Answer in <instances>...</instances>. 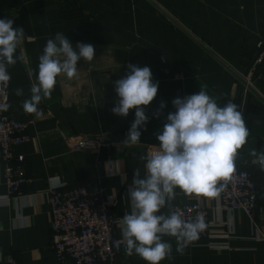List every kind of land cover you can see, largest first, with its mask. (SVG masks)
Instances as JSON below:
<instances>
[{
	"label": "crops",
	"instance_id": "1",
	"mask_svg": "<svg viewBox=\"0 0 264 264\" xmlns=\"http://www.w3.org/2000/svg\"><path fill=\"white\" fill-rule=\"evenodd\" d=\"M0 19H12L14 28H23L15 65L8 66L10 93L5 111L20 121H32L31 139L16 147L23 156L29 184L18 199L7 206L0 151V264H58L51 243V209L47 188L62 190L76 185H99L116 201L113 215L120 221L131 212L128 190L134 171L146 174L145 160L159 146L167 115L175 112L172 101L203 89L223 107L228 101L243 112L250 134L238 150L236 168L247 171L257 187V208L252 221L241 211L222 212L219 195L213 198L188 197L176 189L169 209L198 202L208 211L212 234L226 236L224 250L209 248L208 239L191 243L184 254L176 252L161 264H264V171L253 150L264 153V58L259 43L264 40V0H0ZM65 34L76 49L78 42L95 48L92 62L78 61V77L57 78L50 98L40 103V115L26 113L23 101L31 96L39 57L48 39ZM148 66L158 93L144 107L147 124L140 129V142L124 143L135 119L112 112L119 97L115 81L128 74V65ZM31 74V75H30ZM23 95L17 96L16 90ZM164 107L161 108V103ZM157 112L159 114L157 115ZM104 135L112 143L111 157L70 149L77 136ZM102 160V164L97 163ZM71 264V263H70ZM117 264H147L141 257L122 255Z\"/></svg>",
	"mask_w": 264,
	"mask_h": 264
},
{
	"label": "clouds",
	"instance_id": "2",
	"mask_svg": "<svg viewBox=\"0 0 264 264\" xmlns=\"http://www.w3.org/2000/svg\"><path fill=\"white\" fill-rule=\"evenodd\" d=\"M24 36L23 28H14L12 19H0V86L7 87L11 80L8 66L22 59L15 54ZM76 49L63 33L47 40L39 57L31 96L23 101L26 113L39 116L38 106L43 99L51 97L57 78L62 74L68 79L78 77V61L92 62L96 57L91 44L78 42ZM158 87L148 66L129 64L128 74L115 81L119 100L112 112L127 117L135 109V119L124 143L140 142V129L148 122L142 106L153 102ZM16 95L22 96L23 90L17 89ZM172 104L175 112L167 115L162 132L156 136L159 146L141 157L146 161V174L141 178L139 171H134L128 190L132 210L120 221L121 242L126 244L128 255L135 253L147 264H161L172 258V244L164 241V236L175 238L176 252L181 255L198 240L207 227L202 214L194 220H185L179 211L166 215L161 210L170 206L176 189L188 197H217L224 188L218 182L231 179L236 171L238 150L247 143L250 134L238 105L228 101L221 107L206 90L175 98ZM164 106L162 102L160 107ZM9 108L7 103L0 105V111ZM251 154L257 157L256 162L264 171V153L253 150Z\"/></svg>",
	"mask_w": 264,
	"mask_h": 264
},
{
	"label": "built area",
	"instance_id": "3",
	"mask_svg": "<svg viewBox=\"0 0 264 264\" xmlns=\"http://www.w3.org/2000/svg\"><path fill=\"white\" fill-rule=\"evenodd\" d=\"M258 47L260 53L255 64L264 58V40ZM9 93V83L7 87L0 86V105L8 102ZM32 125V121H20L0 111V151L7 193V198L3 200L4 206L12 199H18L22 186L31 182L25 171L24 157L16 156L14 149L30 141ZM72 140L69 145L72 151L104 154L105 159L111 157L113 145L104 135L77 136ZM155 150V147L148 148V151ZM220 185H224L223 191L219 193L220 211H241L253 221L258 195L251 175L236 168L231 179L219 181ZM46 193L51 209L50 248L58 264H117L122 255L128 254L126 244L121 242L123 237H119L116 231L119 223L113 215L116 201L108 196L104 187L93 184L76 185L66 190L48 187ZM170 211L181 212L185 220H194L202 214L207 227L198 239L213 241L209 243V248L214 250L228 248L226 243L217 242L228 237L212 234L214 225L208 218L207 209L200 203L176 205ZM257 240L264 241L259 237ZM6 262L17 264L11 256L7 257Z\"/></svg>",
	"mask_w": 264,
	"mask_h": 264
}]
</instances>
